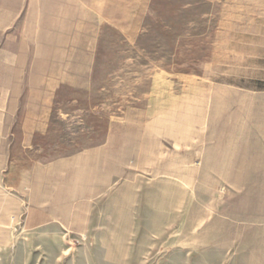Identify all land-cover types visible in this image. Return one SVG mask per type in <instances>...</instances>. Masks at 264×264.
I'll use <instances>...</instances> for the list:
<instances>
[{
	"label": "rangeland",
	"instance_id": "obj_1",
	"mask_svg": "<svg viewBox=\"0 0 264 264\" xmlns=\"http://www.w3.org/2000/svg\"><path fill=\"white\" fill-rule=\"evenodd\" d=\"M0 264H264V0H0Z\"/></svg>",
	"mask_w": 264,
	"mask_h": 264
}]
</instances>
